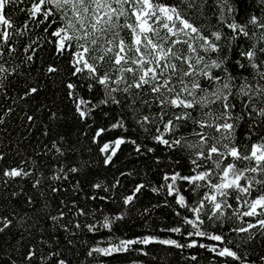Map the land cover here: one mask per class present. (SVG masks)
<instances>
[{"label":"snow or ice","instance_id":"obj_1","mask_svg":"<svg viewBox=\"0 0 264 264\" xmlns=\"http://www.w3.org/2000/svg\"><path fill=\"white\" fill-rule=\"evenodd\" d=\"M156 245L264 264V0H0V264Z\"/></svg>","mask_w":264,"mask_h":264},{"label":"trees","instance_id":"obj_2","mask_svg":"<svg viewBox=\"0 0 264 264\" xmlns=\"http://www.w3.org/2000/svg\"><path fill=\"white\" fill-rule=\"evenodd\" d=\"M155 199L153 200V203H155ZM161 219L160 216H157V220ZM143 220L136 216L135 214L132 215L131 219L127 220L126 223L120 225V229L131 235L132 233H140L142 228ZM161 246H153V249L151 251V254L149 257H141L143 260H145L146 264H153V261L151 259L152 256L156 257L155 264H180V257L177 253H169L166 255V258L164 260H161L162 256H165V253L160 251ZM133 255H139V254H133ZM207 254H203L201 257V264H207V259L205 258ZM122 259V257H121ZM115 264V262H113Z\"/></svg>","mask_w":264,"mask_h":264}]
</instances>
